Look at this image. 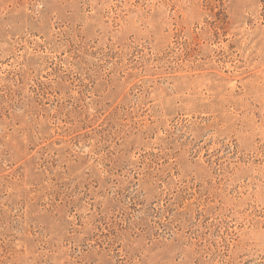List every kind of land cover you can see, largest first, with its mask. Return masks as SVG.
Here are the masks:
<instances>
[{
    "label": "rangeland",
    "instance_id": "1",
    "mask_svg": "<svg viewBox=\"0 0 264 264\" xmlns=\"http://www.w3.org/2000/svg\"><path fill=\"white\" fill-rule=\"evenodd\" d=\"M0 264H264V0H0Z\"/></svg>",
    "mask_w": 264,
    "mask_h": 264
}]
</instances>
